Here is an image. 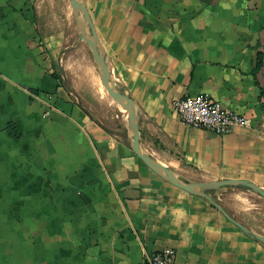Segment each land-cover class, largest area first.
I'll return each instance as SVG.
<instances>
[{"label": "crops", "instance_id": "obj_1", "mask_svg": "<svg viewBox=\"0 0 264 264\" xmlns=\"http://www.w3.org/2000/svg\"><path fill=\"white\" fill-rule=\"evenodd\" d=\"M85 1L142 147L190 179L264 188V0ZM72 15L71 0H0V264H138L166 248L174 264H264L263 242L130 148ZM201 93L251 126L183 123L172 102Z\"/></svg>", "mask_w": 264, "mask_h": 264}, {"label": "water", "instance_id": "obj_2", "mask_svg": "<svg viewBox=\"0 0 264 264\" xmlns=\"http://www.w3.org/2000/svg\"><path fill=\"white\" fill-rule=\"evenodd\" d=\"M72 11L76 23V31L80 38L90 46L101 82L110 96L118 102L129 117L131 135L130 148L144 161V163L160 177L171 184L194 195L201 196L218 208L230 221L237 225L246 235L264 243V235L254 231L249 226L235 218L220 202L216 201L212 193L222 187H233L257 193L264 198V188L257 183L243 178H225L213 181H197L180 175L167 167L150 153L140 143L141 112L135 101L120 89L115 82L105 59V48L95 31L85 0H71Z\"/></svg>", "mask_w": 264, "mask_h": 264}, {"label": "built area", "instance_id": "obj_3", "mask_svg": "<svg viewBox=\"0 0 264 264\" xmlns=\"http://www.w3.org/2000/svg\"><path fill=\"white\" fill-rule=\"evenodd\" d=\"M172 108L183 123L211 130L219 135L231 132L235 126H251L249 117L224 107L209 93L175 99ZM175 256L174 248L145 252L144 259L138 264H174Z\"/></svg>", "mask_w": 264, "mask_h": 264}, {"label": "rangeland", "instance_id": "obj_4", "mask_svg": "<svg viewBox=\"0 0 264 264\" xmlns=\"http://www.w3.org/2000/svg\"><path fill=\"white\" fill-rule=\"evenodd\" d=\"M56 11L60 15V24L64 29L68 28L69 21L66 19V13H61L59 7ZM70 24H74L73 15L70 17ZM212 194L219 196V202L225 204L237 216L241 217L251 225L255 226L259 231L264 233V198L257 193L233 188L222 187L214 191ZM240 195V196H239ZM236 196V197H235ZM226 202V203H225ZM248 202V203H247ZM247 203V204H246Z\"/></svg>", "mask_w": 264, "mask_h": 264}, {"label": "bare ground", "instance_id": "obj_5", "mask_svg": "<svg viewBox=\"0 0 264 264\" xmlns=\"http://www.w3.org/2000/svg\"><path fill=\"white\" fill-rule=\"evenodd\" d=\"M99 85H100V84H99ZM101 86H102V87H101L102 90H103L104 92H107L106 89H105V86L103 85V83H101ZM98 88H100V87H98ZM96 89H97V88H96ZM107 93H108V92H107ZM107 93H106V94H107ZM103 94H105V93H103ZM103 94H102V95H103ZM106 94H105V95H106ZM108 94H109V93H108ZM100 95H101V94H100ZM101 97H102V96H101ZM106 99H108V98H106ZM108 102H109V101H108ZM114 102L120 107L121 111H123V112H125V113L127 114V111H126V110H125V109H124V108H123L118 102H116V101H114ZM115 103H114V104H115ZM110 106H111V105H110ZM113 107H114V106H113ZM111 108H112V107H111ZM113 113H114V112H113ZM121 113H122V112H121ZM116 116H118V115H116ZM239 196H240V195H239ZM235 197H236V196H235ZM225 203H226V202H225ZM247 203H248V202H247ZM247 203H246V204H247Z\"/></svg>", "mask_w": 264, "mask_h": 264}]
</instances>
